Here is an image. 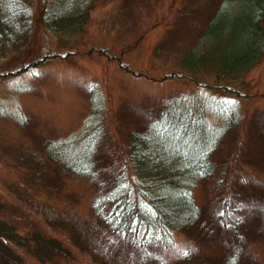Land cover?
Masks as SVG:
<instances>
[{"label":"rangeland","instance_id":"obj_1","mask_svg":"<svg viewBox=\"0 0 264 264\" xmlns=\"http://www.w3.org/2000/svg\"><path fill=\"white\" fill-rule=\"evenodd\" d=\"M219 1L98 0L81 33L62 37L40 24L30 45L8 52L0 60V71H12L0 80V198L39 211L33 214L42 212L39 220L70 243L75 225L79 232L89 226L97 232L94 183L85 177L60 176L48 166L49 159L33 155L52 139L81 138L82 130L90 126L92 88L97 87L104 100L105 132L99 154L104 176L118 171L131 131L143 128L172 101L204 110V102L227 97L239 105L242 121L220 149L215 179L198 182L195 199L207 218H213L225 200L233 205L244 202L248 212L257 213L250 224L246 218L240 230L250 235L255 264H264V229H258L264 227V58L243 79L229 81L226 92L214 87V76L203 74L213 83L203 86L173 74L180 71L183 52L193 45ZM43 5L44 0L31 4L38 23ZM8 116L20 121L24 116L25 121ZM39 173L46 185L37 179ZM173 233L174 244L161 252L162 264H195L205 253L220 255L229 237L216 233L211 244H205L183 231ZM193 244L200 256L183 262L181 251ZM116 255L106 249L103 258L93 254L86 258L101 264H134L129 256Z\"/></svg>","mask_w":264,"mask_h":264},{"label":"trees","instance_id":"obj_2","mask_svg":"<svg viewBox=\"0 0 264 264\" xmlns=\"http://www.w3.org/2000/svg\"><path fill=\"white\" fill-rule=\"evenodd\" d=\"M34 1L0 0V60L30 45L41 25L62 37L81 33L98 2L44 0L38 23L31 8ZM183 53L180 71L174 75L213 86L203 78L208 74L217 79L214 87L226 92L229 81L243 79L264 58V0H220L200 35ZM11 72L0 71V80ZM92 89L90 126L82 130L81 138L77 142L52 139L44 143L45 150L33 155L49 159L48 166L60 176L85 177L94 183L97 194L92 214L98 231L89 226L79 232L75 225L70 243L39 220L42 212L33 214L39 211H27L23 203L0 198V264H101L87 258L90 254L103 258L106 249L117 253L116 257L129 256L134 264H162L161 252L174 244L175 231L205 244H211L216 233L221 238L229 235L220 255L205 253L195 264H255L250 235L240 227L246 226V218L250 224V218L259 215L248 212L244 202L233 205L225 200L221 210L207 218L194 194L198 182L215 179L220 149L242 121L239 105L227 97H213V103L202 104L204 110H195L172 101L143 128L131 131L127 152L118 160L121 166L104 176L99 168L104 100L97 87ZM208 113L220 123L215 124ZM14 120L24 123L25 118ZM40 175L37 179L46 185ZM95 242L98 247L93 246ZM196 250L193 244L181 251L183 262L191 263L194 254L200 256Z\"/></svg>","mask_w":264,"mask_h":264}]
</instances>
